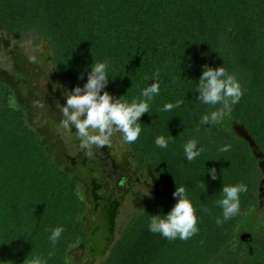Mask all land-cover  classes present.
Returning <instances> with one entry per match:
<instances>
[{
    "label": "trees",
    "instance_id": "trees-1",
    "mask_svg": "<svg viewBox=\"0 0 264 264\" xmlns=\"http://www.w3.org/2000/svg\"><path fill=\"white\" fill-rule=\"evenodd\" d=\"M0 23L16 36L34 29L46 37L73 88L102 61L108 63L105 90L129 103L145 99L142 89L159 80L142 132L130 144L136 169L150 164L163 183L161 195L131 218L104 264H235L234 254L239 264H264L260 158L233 129L243 125L264 157V0H0ZM205 64L223 65L243 90L231 114L209 125L201 118L221 105L197 98ZM177 101L183 103L163 110ZM159 135L174 136L167 148L155 144ZM191 139L203 151L188 161L183 146ZM224 145H231L227 152L220 151ZM239 183L247 185L239 212L217 224L223 184ZM176 185L185 186L198 217V232L186 240L148 227L153 214L163 216L175 204ZM83 191L53 162L24 106L0 81V264H32L36 257L70 264L68 249L88 240ZM56 227L64 231L53 244Z\"/></svg>",
    "mask_w": 264,
    "mask_h": 264
},
{
    "label": "rangeland",
    "instance_id": "rangeland-1",
    "mask_svg": "<svg viewBox=\"0 0 264 264\" xmlns=\"http://www.w3.org/2000/svg\"><path fill=\"white\" fill-rule=\"evenodd\" d=\"M0 81L5 82L19 97L28 119L34 123L41 141L45 144V148L55 164L60 165L69 175L72 174L84 182L87 181L88 192L95 189L98 194L119 199L122 207L118 223L123 229L136 213L144 207L158 202L163 183L150 164L143 171L136 170L135 162L133 165L131 159V144L125 142L119 132L113 133L110 137L111 142L106 143V153L115 160L118 159L119 167L117 170L114 169L116 170L113 178L115 181L110 182L104 176L102 185H98L96 188L90 186L89 182L92 177L97 179L103 175V171H100L99 176H96L98 174L95 171L96 167H90L92 160H89L88 154L91 149H96V144L85 145L76 134L74 126L71 130L63 128L62 105L66 103L64 93L72 90L73 86L56 66L50 43L46 37L34 29L24 31L20 36H16L0 23ZM238 132L245 135L241 128H238ZM243 139L248 141L256 157L258 156L255 152L262 153L255 140L250 143L246 138ZM66 154L72 155L74 161L67 158ZM258 168L260 175L257 197L260 206L264 207V163L259 164L258 162ZM133 183H135L134 191L128 194L130 185ZM104 211L105 205L100 206L99 204L96 207L91 201L90 209L86 215V223L92 224L100 218ZM70 254L71 262L74 261L75 264H104L108 257L104 258L102 262L88 261L84 247L75 248ZM232 256L236 261L235 264L241 262L240 255Z\"/></svg>",
    "mask_w": 264,
    "mask_h": 264
},
{
    "label": "clouds",
    "instance_id": "clouds-1",
    "mask_svg": "<svg viewBox=\"0 0 264 264\" xmlns=\"http://www.w3.org/2000/svg\"><path fill=\"white\" fill-rule=\"evenodd\" d=\"M89 68L88 78L83 86L77 85L64 93L66 103L62 105L63 128L71 130L74 126L76 134L85 145L110 143V137L116 132H119L127 143L137 141L142 132L141 117L149 113L148 102L160 92L159 80L153 78L154 83L142 89L141 95L145 99L139 101L134 99L129 103L122 98L123 95L116 97L105 90L109 83L107 61L96 62ZM80 79H83V76ZM196 90L199 92L197 98L202 103L221 105L217 110L201 118L200 123L203 125L222 122L231 114L233 106L243 95L240 81L223 65L214 68L205 64ZM181 103L183 101H177L175 104L165 103L163 110L170 111L174 107H179ZM173 137V135L167 138L159 135L155 139V144L167 148L169 140ZM230 147L231 145H224L220 151L227 152ZM183 149L188 161L194 160L203 151L202 148L197 147L195 139L187 141ZM207 173L213 180L217 179L215 167L208 168ZM221 190L223 196L217 204L222 209L223 218L217 217V224H223L239 212L240 194L247 192V185L223 184ZM173 196L176 202L172 208L163 216L153 214L148 227L151 232L159 233L169 240L176 238L186 240L198 232V217L191 200L187 197L185 186L176 185ZM63 231V227H56L51 231L49 239L53 244L57 243ZM32 264H46V261L36 257Z\"/></svg>",
    "mask_w": 264,
    "mask_h": 264
},
{
    "label": "water",
    "instance_id": "water-1",
    "mask_svg": "<svg viewBox=\"0 0 264 264\" xmlns=\"http://www.w3.org/2000/svg\"><path fill=\"white\" fill-rule=\"evenodd\" d=\"M16 95V93H15ZM16 98L19 102L20 99L16 95ZM22 103V102H21ZM29 120V119H28ZM30 121V120H29ZM31 122V121H30ZM32 123V122H31ZM34 124V123H32ZM238 128H241L244 130L245 135H241L240 132H238ZM234 132L243 138H246L247 140L252 143L254 141L253 137L248 133L247 129L241 125V124H235L233 126ZM37 130V129H36ZM38 132V130H37ZM255 154L260 158L259 164L264 163V157L263 153ZM72 161H74V157H71ZM131 159L134 162L133 153L131 151ZM136 168V167H135ZM137 170V169H136ZM72 178H75L78 182H80L84 186V197L87 201L86 209L82 215V222L84 225V230L88 236L87 243H78L68 249V253L70 254L71 251L75 248L84 247L86 248V253L88 256V261L90 260H98L99 262H102L104 258H106L113 250L116 243L119 242L121 231L123 227L118 223L119 217L121 214L120 208L121 202L119 199H111V196H106V198L102 197V202L105 205V212L100 215V218L94 221L92 224L86 223V215L90 209L91 201L89 199V192L87 191V181H83L79 177H75L74 175L70 174ZM99 179H101L99 177ZM90 185H92L94 188H96L99 184L96 183V179L93 177L91 178V181L89 182ZM85 184V185H84ZM92 194L94 195L96 201L98 200L99 195L97 192H95V189L92 190ZM99 202H96V207ZM71 255V254H70ZM72 261V259H71ZM70 264H75V262H71Z\"/></svg>",
    "mask_w": 264,
    "mask_h": 264
},
{
    "label": "flooded vegetation",
    "instance_id": "flooded-vegetation-1",
    "mask_svg": "<svg viewBox=\"0 0 264 264\" xmlns=\"http://www.w3.org/2000/svg\"><path fill=\"white\" fill-rule=\"evenodd\" d=\"M95 148L96 149H91L90 154H88V156L90 157L89 160H92V164H90V167H93V166L96 167L95 171L98 173L96 176H99V174L101 173L100 171H103V175L100 177L101 179H99V177H97L96 183L99 184V185H102L104 176L110 182H114L115 181L113 179L114 178V174L116 173V170L119 167V165L117 164V162H118L117 160L118 159L115 160V158L110 157L109 154L106 153V151H107L106 144H104V145L96 144ZM66 156H67V158L72 160L71 159L72 155L66 154ZM102 156H104V157L101 158ZM133 165H134V162H133ZM108 166H109V168H108ZM92 169L94 170V168H92ZM114 169H116V170H114ZM90 186H92V185H90ZM131 189H132V185H130V188L128 190V194L130 193ZM89 194H90L89 195V199H91L93 206L96 205L95 204L96 202H99L98 206H99V204H100V206H104V203L102 202V199L101 200H99V199L102 198V197L106 198L105 195L98 194L100 198H98L99 201L98 200L96 201L94 195L92 194V190H90ZM107 196H109V195H107ZM111 199L112 200L114 199L113 196H111Z\"/></svg>",
    "mask_w": 264,
    "mask_h": 264
}]
</instances>
